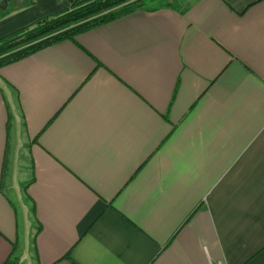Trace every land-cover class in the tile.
Listing matches in <instances>:
<instances>
[{"label": "crops", "instance_id": "1", "mask_svg": "<svg viewBox=\"0 0 264 264\" xmlns=\"http://www.w3.org/2000/svg\"><path fill=\"white\" fill-rule=\"evenodd\" d=\"M142 3L0 69V264H264V0Z\"/></svg>", "mask_w": 264, "mask_h": 264}, {"label": "trees", "instance_id": "2", "mask_svg": "<svg viewBox=\"0 0 264 264\" xmlns=\"http://www.w3.org/2000/svg\"><path fill=\"white\" fill-rule=\"evenodd\" d=\"M144 0H76L66 12L45 17L0 39V69L142 8ZM33 0L31 4H33ZM6 264H16L8 261Z\"/></svg>", "mask_w": 264, "mask_h": 264}, {"label": "rangeland", "instance_id": "3", "mask_svg": "<svg viewBox=\"0 0 264 264\" xmlns=\"http://www.w3.org/2000/svg\"><path fill=\"white\" fill-rule=\"evenodd\" d=\"M28 171V170H27Z\"/></svg>", "mask_w": 264, "mask_h": 264}]
</instances>
